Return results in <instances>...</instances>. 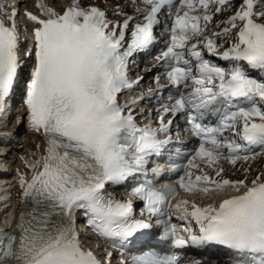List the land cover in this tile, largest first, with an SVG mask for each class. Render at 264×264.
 Listing matches in <instances>:
<instances>
[{
  "label": "snow or ice",
  "instance_id": "snow-or-ice-1",
  "mask_svg": "<svg viewBox=\"0 0 264 264\" xmlns=\"http://www.w3.org/2000/svg\"><path fill=\"white\" fill-rule=\"evenodd\" d=\"M142 3L148 6L143 17L119 9L122 21L108 19L96 6L81 8L80 0H72L63 14L44 0L37 3L39 16L25 12L33 23V47L25 55L34 56L27 119L46 145L44 155L25 161L31 175L19 173L21 207L12 230H0V264H100L83 248L77 213L106 241L123 243L150 229V222L134 218L131 200H116L106 186L146 177L147 158L159 155L170 142L173 119L166 120L168 116L183 118L198 140L186 164L171 166L183 173L175 185L189 194H242L220 197L218 205L186 199L173 204L177 187L157 188L145 179L131 189L143 202L141 215L163 224L161 239L178 249L219 246L233 254L235 264H264V170L249 180V165L243 179L231 180L223 177L220 164L235 167L238 161L248 164L264 155V0H240L239 5L232 0ZM221 12L232 14L209 29ZM17 16L15 8L7 13L0 5V114L23 65ZM160 16L171 21L163 25L169 42L155 59L175 91L162 103L154 130L139 127L133 112H126L129 105H121L117 97L143 79L129 80V58L149 52L156 43ZM155 81L164 87L158 76ZM159 133L168 138L158 139ZM172 217L187 226L178 231ZM193 221L198 229L192 228ZM137 264L182 262L149 253Z\"/></svg>",
  "mask_w": 264,
  "mask_h": 264
},
{
  "label": "bare ground",
  "instance_id": "bare-ground-1",
  "mask_svg": "<svg viewBox=\"0 0 264 264\" xmlns=\"http://www.w3.org/2000/svg\"><path fill=\"white\" fill-rule=\"evenodd\" d=\"M26 1H28L29 4H32V2H33V0H26ZM23 52L25 53L26 49ZM20 56H21V53H20ZM27 65H28V59H25L24 66L26 67ZM27 115H28V113H27V108L25 105V107L18 112V115L15 118H13L14 116L9 118V119L12 118V121H10V125L8 122V124H7L8 130L7 131H4V129H6V128L2 126L6 122V116H3L0 119V134L3 130L4 132H2V133H5V135L11 134V133L15 134L17 132L19 133L23 129L22 124L25 123V132L23 134V137L20 136V139L18 137L19 143L22 144L23 147H25V151H24L23 156L18 161L15 162V164L13 165V168H12L15 171V173L14 172L13 173L16 176L15 180L17 183V186L14 189V195L16 197V202L21 201V189L19 187V173H28L29 175H31V172L29 171L28 167L26 166L25 161H33V160L38 159L40 156L45 154L46 142H45L41 133H36L30 128L29 122L27 119ZM14 136H17V134ZM22 138H23V140H22ZM0 140H1V136H0ZM11 144L14 145V142H11ZM37 145H39L40 147L38 148ZM15 148L14 147H7V146L0 147V149H1L0 158L3 157L2 158L3 160H5L6 158H8V160H10V158H11L10 161H12V162H13V158H14V161H15L16 160ZM4 150H7V153L3 156L2 153L4 152ZM261 170H264V157L256 160L254 167L249 171L248 179L251 180L252 178H254L258 174V172ZM243 175L244 174L242 171L239 174V177L243 178ZM1 188H2V185H1Z\"/></svg>",
  "mask_w": 264,
  "mask_h": 264
}]
</instances>
